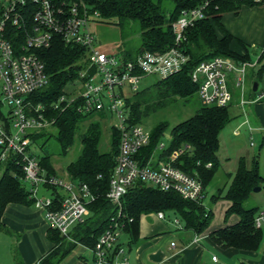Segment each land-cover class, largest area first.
<instances>
[{
	"label": "built area",
	"instance_id": "built-area-1",
	"mask_svg": "<svg viewBox=\"0 0 264 264\" xmlns=\"http://www.w3.org/2000/svg\"><path fill=\"white\" fill-rule=\"evenodd\" d=\"M206 5L205 1L180 12L172 24L174 41L170 48L162 52L144 50L127 59L123 53L99 48L101 44L91 23L100 21V15L82 0H0V164L9 160L21 166L20 181L27 183L33 205L44 210L48 225L62 236L68 237L70 228L84 221L88 205L96 197L85 183L47 174L32 149L30 133L55 121L45 117L42 103L28 99L30 93L48 83L44 65L35 51L48 47L55 36L66 44L82 47L86 65L76 78L79 87L61 93L51 107L63 111L74 106L83 114L102 111L114 118L113 127L119 133L118 150L105 197L116 207V213L97 238L93 264H127L126 258L109 261L107 255L113 249H117L115 255L123 253L116 241L132 218L122 212L121 199L134 183L142 182L162 191H175L184 199L204 202L201 182L174 165L180 155L190 152V144L184 143L170 153L169 160L155 165L137 158L140 149L148 144L150 133L141 124L128 121L125 98L128 92L138 90L144 76L165 79L184 68L189 60L183 46L184 32L206 17ZM252 65L222 55L198 62L189 70V77L197 84L201 104L228 105L233 98L231 86L239 89L241 105L264 99V69L261 87L251 100L244 99L245 72ZM159 147L163 148V144ZM41 189L49 195L41 194ZM154 214L160 219L165 217L163 211ZM263 220L264 211H259L254 225L259 227ZM211 261L220 264L216 255L211 256Z\"/></svg>",
	"mask_w": 264,
	"mask_h": 264
},
{
	"label": "trees",
	"instance_id": "trees-1",
	"mask_svg": "<svg viewBox=\"0 0 264 264\" xmlns=\"http://www.w3.org/2000/svg\"><path fill=\"white\" fill-rule=\"evenodd\" d=\"M91 10H96L100 20L110 21L116 19L117 24L124 21L136 25L140 36L139 48L133 53L125 48V58L132 59L137 53L150 50L162 52L173 45L174 34L172 24L184 9L198 7L205 1L204 8L206 17L197 20L193 25L186 28L183 46L189 55V60L184 68L167 77L157 80L159 93L163 100L152 101L147 97L149 89L137 90L131 96L126 97L128 121L141 124L142 117L149 109L159 107L166 97L186 98L197 93V84L189 77V70L198 62L215 55L229 56L236 60H246L233 53L229 49L232 36L222 29L220 19L226 12L237 14L243 5H264V0H82ZM134 25V26H135ZM216 28L223 30V36L218 38ZM37 51V52H36ZM37 57L44 65V71L48 76V86L29 94L28 99L32 103H42L45 107V117L55 120L46 128L30 133V144L36 153V147L43 150L45 141L51 137L59 146V153L65 154L74 143L79 123L90 114L77 111L74 106H69L63 111L51 107L52 103L64 91L68 82L76 81L79 70L85 67L86 62L77 64L79 59H85L82 47L66 44L59 36H55L51 44L43 49L36 50ZM260 68L257 80L262 77L264 69V50L258 57ZM74 64V65H73ZM77 82V81H76ZM144 96V97H143ZM232 102V101H231ZM230 102V103H231ZM230 103L226 106L199 105L198 109L188 118L174 124L170 129V144L157 152L158 157L167 161L168 154L184 143L191 145L187 152L175 161L174 165L184 172L196 177L202 185L205 195L206 187L211 184L213 176L220 165L217 156L219 146L218 135L222 128L231 120L229 110ZM145 104V109L141 106ZM101 116L92 119L83 133L79 135L80 150L75 159L65 166V171L70 181L85 183L95 194V200L89 207V215L81 223L69 230L71 240L66 236L49 227L48 240L52 248L39 261L38 264H60L76 243H82L94 248L98 236L108 227L110 219L116 213V207L105 197L109 187V180L118 150L119 133L112 126L110 128L108 148L99 150L101 135ZM166 120L157 122L152 128L149 142L140 151L139 159L144 163L156 148L160 135L166 130ZM52 132V133H51ZM264 140V139H263ZM264 142V141H263ZM39 164L47 174L57 175L51 161V154L43 152L35 154ZM207 163L211 165L206 166ZM22 169L20 165L12 161L0 164V214L9 202L33 204L29 198V191L21 185L20 176ZM264 187V175L261 174L258 159L255 156L248 166L245 159L241 157L237 169L227 186L223 198L230 201L226 214H237L239 221L231 226H225L211 233L214 242L225 247H236L254 250L261 241V230L255 227L254 218L259 211L257 206H247L253 188ZM221 197V190L211 196L215 201ZM121 210L132 220L126 222L124 230L129 234V243L138 239V221L143 213L172 211L184 222V227L194 232H201L208 226L212 213L201 202H195L182 198L175 191H162L156 187L136 182L131 185L121 199ZM117 249H113L107 258L113 257ZM14 260L19 262L17 255Z\"/></svg>",
	"mask_w": 264,
	"mask_h": 264
},
{
	"label": "crops",
	"instance_id": "crops-1",
	"mask_svg": "<svg viewBox=\"0 0 264 264\" xmlns=\"http://www.w3.org/2000/svg\"><path fill=\"white\" fill-rule=\"evenodd\" d=\"M220 23L222 29L232 36L229 49L241 57L248 55L245 61L254 64L246 69L248 72L245 75L243 93L244 99L251 100L257 89L261 87L263 79L262 76L257 80L261 63L258 62V57L264 50V5H243L237 14L233 12L224 13ZM223 30L220 28L215 29L218 38L223 36ZM116 53L122 54L123 51H117ZM255 82L256 89H254ZM126 97H129V95ZM239 99L240 96L236 95L229 106L231 120L235 117H241L233 123L232 136L235 138L242 137L243 131H245L250 138V147H254L252 137L253 133H256L262 137L261 147H263L264 99L243 105L240 104ZM95 113H99L101 114L99 116L104 117L108 115L102 111H96L90 115ZM221 133L222 130L218 135L219 146L217 150L220 165L213 176L211 184L205 189L204 198L206 195L208 196L207 204L203 202L204 206L212 213L208 226L201 232H194L186 229L184 222L172 211H169L171 215L168 214L169 212H163L165 216L163 219L157 218L154 212L143 213L138 221V239L129 243V234L125 232L123 227L116 241L117 246L123 249V253L108 258L109 261L114 259V261L120 262L126 258L127 264H212L211 256L216 255L220 264H264V220L257 227L260 228L262 237L259 246L254 250L232 246L225 247L214 242L210 236L215 230L234 225L239 221L237 214H226L230 201L222 197L225 186L229 183L232 173L234 174L237 169L239 159L243 157L249 166L256 156L260 172L264 175V152L260 155V152L255 154L254 152L237 150L231 156H221L219 154ZM159 144L162 143L158 141L154 153L146 160V162L149 160L151 165L165 162L162 159L163 157L157 155V152L159 153L165 148L164 145L163 148H160ZM140 151L137 156L138 159ZM170 153L167 160H169ZM139 160L141 161V159ZM231 162L234 165L232 170H228ZM56 174L59 173L56 172ZM59 176L70 180L66 171L60 173ZM21 185L28 189L27 183L21 181ZM218 190H221V197L215 201L211 200V196ZM40 193L45 196L49 195L48 191L42 189ZM251 196H253V204L248 206H257L259 211H264V187H260L259 191H253L249 198ZM49 227L43 209L35 207L33 204L7 203L0 214V264H38V261L51 250L53 245L47 237ZM68 239H72L70 234ZM14 255H17L19 262L14 260ZM93 260V249L82 243H76L60 264H93Z\"/></svg>",
	"mask_w": 264,
	"mask_h": 264
},
{
	"label": "rangeland",
	"instance_id": "rangeland-1",
	"mask_svg": "<svg viewBox=\"0 0 264 264\" xmlns=\"http://www.w3.org/2000/svg\"><path fill=\"white\" fill-rule=\"evenodd\" d=\"M116 19H111L110 21H97V22H92L91 23V29L93 31L94 36L101 42V48L102 50L106 52H117V51H125V48L133 53L137 52V48H139L140 44V36L138 33V30L136 29V25L133 24L132 22L129 21H124L121 24L116 23ZM135 25V26H134ZM20 42V37L19 41ZM38 50V49H37ZM37 52V51H36ZM85 59H79L77 64H81L85 61ZM74 65V64H73ZM80 71V70H79ZM248 72V70L246 71ZM245 72V75H246ZM232 75V74H229ZM157 78L155 76L149 75V76H144L143 78L140 79L139 84H138V90L142 89H149L151 88L150 91H148L147 97L149 98L150 102L149 104L152 103V101L156 100H163L161 94L159 93V88L158 86H155V83H157ZM49 82V79H48ZM49 84L47 83L46 87ZM248 85V81H247ZM76 87H79L78 82L72 81L68 82L66 86L64 87V91L66 93L71 92L73 89H76ZM233 98L232 100L235 99V96L238 95L240 96V91L237 88L230 87ZM133 93L128 92L127 95L131 96ZM132 97V96H131ZM144 97V96H143ZM153 105V103H152ZM201 105L199 96L197 93H195L191 97H186V98H179L175 97L169 98L166 97L164 100L163 104L159 107L149 109L147 114L142 117L141 125L143 128L151 132L152 128L157 122L161 120H166L168 123V127L166 130L160 135L159 141L167 147L170 144L171 138H170V129L171 127L178 123L179 121H182L189 116H191ZM142 109H145V104L141 106ZM97 116H96V115ZM92 114L88 117H86L84 120H82L79 123V130L75 134L74 138V143L68 148L67 152L65 154L59 153V146L57 142L51 137L47 141H45V145L43 146V150H40V148L36 147V153H43L48 152L51 154V161L53 164V167L57 173H63L65 171V166L68 164L70 161L75 159L77 154L79 153L80 150V141H79V135L80 133L82 134L83 131L86 129V127L89 125L90 121L92 119H98L100 118L99 113ZM101 135H100V142H99V150L105 151L108 148V139H109V133H110V128L114 123V118L111 117L110 115H106V117L101 116ZM236 119H241V117H235L230 122L222 129L221 133V138H220V147H219V154L221 156L224 155V157L231 156L234 151L241 150V151H248V152H254L255 154H258L260 152V155L262 152H264V146L261 147V139L262 137L260 135H257L256 133H253L252 141L254 143V147H250V138L249 135L243 131V136L242 137H233L231 134L232 127H234L233 123L235 122ZM48 131H53V129H49V126L46 127ZM51 132V133H52ZM233 163L231 162L229 164L228 170H232ZM58 174V175H59ZM233 173L231 175V178L229 179V183L233 177ZM61 177V176H59ZM229 183L225 186V190ZM209 190L211 188H208ZM224 190V192H225ZM207 196V195H206ZM204 198V203L207 204V198L208 196ZM252 197L249 198L246 201V205L253 204L252 203ZM169 212V211H168ZM167 212V213H168ZM171 215V213H168ZM88 216V215H87ZM85 220V219H84ZM69 240L68 238H66ZM71 240V239H70Z\"/></svg>",
	"mask_w": 264,
	"mask_h": 264
},
{
	"label": "water",
	"instance_id": "water-1",
	"mask_svg": "<svg viewBox=\"0 0 264 264\" xmlns=\"http://www.w3.org/2000/svg\"><path fill=\"white\" fill-rule=\"evenodd\" d=\"M255 87H256V82L254 83V89H256ZM259 190H260L259 186L253 188V191H259Z\"/></svg>",
	"mask_w": 264,
	"mask_h": 264
}]
</instances>
